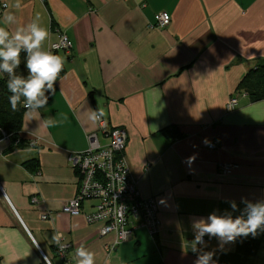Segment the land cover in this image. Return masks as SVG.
<instances>
[{
  "label": "crops",
  "instance_id": "0c3cea01",
  "mask_svg": "<svg viewBox=\"0 0 264 264\" xmlns=\"http://www.w3.org/2000/svg\"><path fill=\"white\" fill-rule=\"evenodd\" d=\"M4 2L0 26L14 31L39 14L45 50L63 33L73 49L59 53L65 73L47 106L24 113L21 135L37 143L4 153L0 139V264H77L81 246L95 264H195L201 251L214 252L215 264H242L237 239L221 247L214 237L193 252L192 222L213 212L239 216L243 201H264V98L239 88L264 65V0ZM161 12L171 15L162 28ZM8 14L16 18L10 26ZM232 96L238 104L229 112ZM99 108L127 130V162L141 193L156 197L161 220L156 237L141 228L114 249L116 235L100 233L103 221L87 220L96 201L85 200L79 215L63 211L80 183L71 154L87 150L93 132L105 141L100 121L90 119ZM223 163L235 167L224 172ZM32 196L41 203L32 205ZM254 262L264 264V247Z\"/></svg>",
  "mask_w": 264,
  "mask_h": 264
},
{
  "label": "built area",
  "instance_id": "2783aa9c",
  "mask_svg": "<svg viewBox=\"0 0 264 264\" xmlns=\"http://www.w3.org/2000/svg\"><path fill=\"white\" fill-rule=\"evenodd\" d=\"M7 3L0 4V15L7 8ZM158 27H166L171 23V15L161 12L158 15ZM73 42L66 34H61L57 41L49 46V51L70 53ZM238 104V98L232 96L227 103V110L233 111ZM100 131L104 136V142L98 132L89 134V146L87 150L71 154L70 160L80 175L79 189L74 198L69 200L63 211L70 215H79L83 202L87 199L96 201L95 212L87 216L88 221H103L100 229L101 235L114 233L116 239L111 248L130 240L134 232L141 228L149 230L153 237L160 231L161 220L159 207L155 196H144L139 187L138 180L133 176L125 156L128 141V133L124 127L111 126L107 119L102 118ZM2 141L10 143V136L2 130ZM37 140H29V145H35ZM210 148H216V142L209 144ZM233 164H221L224 172H230ZM32 205H39L38 196H32ZM49 214H43V219H48ZM206 246L214 240V237L204 236ZM62 257L66 256L68 244L60 241L58 246ZM50 263V262H49ZM51 264V263H50Z\"/></svg>",
  "mask_w": 264,
  "mask_h": 264
},
{
  "label": "clouds",
  "instance_id": "9594fccd",
  "mask_svg": "<svg viewBox=\"0 0 264 264\" xmlns=\"http://www.w3.org/2000/svg\"><path fill=\"white\" fill-rule=\"evenodd\" d=\"M16 7L19 8V0ZM39 14L28 24L10 31L8 27L0 26V72L8 75V90L11 92L9 103L13 111L21 104L29 111L37 112L47 106L49 93H55V84L63 71L65 58L45 50L44 42L49 38V31L42 26ZM5 25L16 23L15 16L4 17ZM26 53L27 77L17 75L16 70L21 65V53ZM105 116L102 108L93 110L90 119L99 122ZM243 214L233 216L230 213H211L207 218L193 220L195 233L192 241V251L197 252V245L205 244L204 236L216 237L220 246L234 242L240 236H255L258 230H264V201H243ZM233 211L237 210L235 201L231 202ZM77 264H95V253L87 247H79L75 253ZM214 252L201 251L195 264H215Z\"/></svg>",
  "mask_w": 264,
  "mask_h": 264
},
{
  "label": "trees",
  "instance_id": "16d2710c",
  "mask_svg": "<svg viewBox=\"0 0 264 264\" xmlns=\"http://www.w3.org/2000/svg\"><path fill=\"white\" fill-rule=\"evenodd\" d=\"M61 52H55L54 54L60 55ZM61 56V55H60ZM21 58L26 59V53H21ZM21 75L27 77L28 71L25 66L19 67ZM65 73V67L60 73L61 77ZM58 77V78H59ZM8 76L0 77V139H2L4 130L10 136V143L2 151L4 153L24 148L28 146V140H25L21 135V129L23 124V117L26 109L21 104L17 106V110L13 111L11 104L9 103V97L12 95L8 90ZM239 88L245 89L250 95L252 100H260L264 98V65H259L256 68L249 71L239 84ZM51 93H49L50 97ZM175 126H173L174 129ZM165 131L172 138H180L183 135L178 131L172 132L170 128H166ZM27 166L36 169L38 165L37 161L27 162ZM264 247V230H262L261 237H245L240 236L237 238V251L241 255L242 264H256L254 259L258 257L260 250Z\"/></svg>",
  "mask_w": 264,
  "mask_h": 264
},
{
  "label": "rangeland",
  "instance_id": "374dc122",
  "mask_svg": "<svg viewBox=\"0 0 264 264\" xmlns=\"http://www.w3.org/2000/svg\"><path fill=\"white\" fill-rule=\"evenodd\" d=\"M25 66H26V59H23V58H21V65L19 66V67H24L25 68ZM16 74L17 75H21V73H20V69H17L16 70ZM8 76V75H7ZM29 141V140H28Z\"/></svg>",
  "mask_w": 264,
  "mask_h": 264
}]
</instances>
